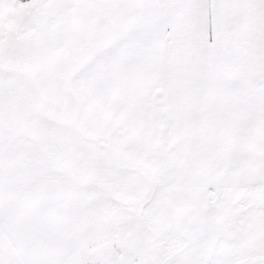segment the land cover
<instances>
[{
	"label": "snow or ice",
	"instance_id": "snow-or-ice-1",
	"mask_svg": "<svg viewBox=\"0 0 264 264\" xmlns=\"http://www.w3.org/2000/svg\"><path fill=\"white\" fill-rule=\"evenodd\" d=\"M0 264H264V0H0Z\"/></svg>",
	"mask_w": 264,
	"mask_h": 264
}]
</instances>
